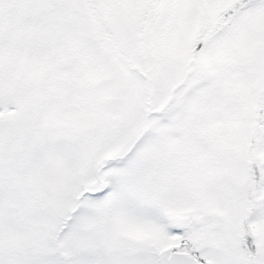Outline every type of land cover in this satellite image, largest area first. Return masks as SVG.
I'll use <instances>...</instances> for the list:
<instances>
[{
  "label": "snow or ice",
  "instance_id": "snow-or-ice-1",
  "mask_svg": "<svg viewBox=\"0 0 264 264\" xmlns=\"http://www.w3.org/2000/svg\"><path fill=\"white\" fill-rule=\"evenodd\" d=\"M0 264H264V0H0Z\"/></svg>",
  "mask_w": 264,
  "mask_h": 264
}]
</instances>
